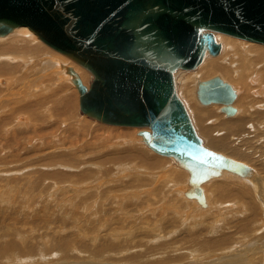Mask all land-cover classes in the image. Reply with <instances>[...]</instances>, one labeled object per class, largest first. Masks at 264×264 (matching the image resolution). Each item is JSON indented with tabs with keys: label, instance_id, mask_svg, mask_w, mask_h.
I'll use <instances>...</instances> for the list:
<instances>
[{
	"label": "rangeland",
	"instance_id": "obj_1",
	"mask_svg": "<svg viewBox=\"0 0 264 264\" xmlns=\"http://www.w3.org/2000/svg\"><path fill=\"white\" fill-rule=\"evenodd\" d=\"M45 45L49 52L40 50L25 67L19 63L14 75L0 76V81L9 80L0 83V264H264V202L256 197L257 210L248 200L250 183L222 176L209 185L217 190L207 187L211 206L201 208L196 197L183 193L185 187L190 189L188 179L175 186L166 184L165 179L180 167L176 157L158 155L140 133L133 137L138 127L104 124L82 111L80 94L64 70L48 67L46 61L61 57L85 71L88 88L93 73ZM1 59L0 66L11 65ZM177 70L192 79L191 105L182 90L184 83L173 72L177 96L200 140L207 148L247 164L263 188L264 83L258 86L260 76L249 77L251 115L236 134L237 128L226 131L220 125L234 122L240 114L225 119L219 107L203 108L196 99L195 77L206 79L217 73L206 77L204 69L178 66ZM43 97L54 102L41 112L35 105ZM28 105L32 110L19 111ZM195 110L210 117L201 120ZM24 116L28 120L19 121ZM210 138L226 139L229 149L208 146ZM132 150L141 153L140 158L130 156ZM154 154L164 166L155 167Z\"/></svg>",
	"mask_w": 264,
	"mask_h": 264
},
{
	"label": "water",
	"instance_id": "obj_2",
	"mask_svg": "<svg viewBox=\"0 0 264 264\" xmlns=\"http://www.w3.org/2000/svg\"><path fill=\"white\" fill-rule=\"evenodd\" d=\"M16 27L29 28L93 73L88 88L70 70L90 117L148 127L143 136L149 147L188 160L199 179L202 168L228 166V158L200 143L163 59L197 68L205 48L214 56L221 52L214 33L264 45V0H0V36ZM197 97L202 105H222L228 117L237 113L236 90L220 76L199 82ZM192 196L202 198V189Z\"/></svg>",
	"mask_w": 264,
	"mask_h": 264
},
{
	"label": "bare ground",
	"instance_id": "obj_3",
	"mask_svg": "<svg viewBox=\"0 0 264 264\" xmlns=\"http://www.w3.org/2000/svg\"><path fill=\"white\" fill-rule=\"evenodd\" d=\"M203 33H207V31H202ZM37 35L35 33H33L29 28L27 27H16V28H13L11 30V32L8 34V35H5V36H0V55H7V56H1V58H4V59H1V60H5L7 59L6 61H9L11 63V65L9 64H2L0 66V76L2 75H5L7 74L6 76L10 74L14 75L15 74V71L17 70V68L21 67V63L24 64L23 66L25 67L27 64H28V60L29 58H32V57H35L36 58V55H37V52L39 53L40 50H45L46 52H49L47 49V46L45 44H43L41 42V40L39 38L36 37ZM214 37L217 41L218 44L221 45V52L220 54L216 57H212V55L210 54L209 50L208 49H204L203 52H202V55H203V61L202 63L200 64V66L197 67V69L199 68L200 70H203L204 71V75L206 77H209V75H214L216 74L215 76H220L224 81L230 83L233 88L236 90V93L238 95V98L237 100L235 101L234 103V107L237 109V113L235 116L233 117H228L227 115H225L224 113V117L225 119H234L236 118L239 114L240 116L237 118V120H235L234 122L233 121H229V122H225L224 124L220 125V127L222 128H225L224 130L226 131H233L234 129L237 128V131L239 130L240 127H243L244 125L247 124V122L249 121L247 116H250L251 115V108L249 106V103H252V96L250 97V94H251V89H252V84L250 83V75L252 77L254 76H260L259 77V80H258V77L256 78L258 80L257 84L258 86L263 84L264 83V45L263 44H259V43H255V42H252V41H247V40H242V39H238L236 37H232V36H229V35H225V34H222V33H214ZM39 39V40H38ZM45 46L47 49H45ZM60 53V52H59ZM62 54V53H61ZM214 56V55H213ZM225 58L229 59L228 62L226 61H223ZM53 59V58H52ZM56 59V58H54ZM31 62V61H30ZM163 62H166L168 63L167 66L170 67V69L172 70V73H177V75H179V80L183 84V89L184 92H186V101L188 104H191V100L189 99V88L191 87L189 84L192 83V79L191 77H187L186 75H183L181 76L182 74H185L184 72H181L180 70L178 71V65H177V61L173 60L172 58H164L163 59ZM20 63V64H19ZM47 63V66L48 67H51L53 69L56 70V67H58L59 69H62L64 70L65 74L68 75L66 76L65 74V77H67V80L68 82H70L72 85H74V91H76V89L78 90L77 86H76V83H75V80L72 76V74L70 73V70H73L74 72H76L83 84L86 86L87 85V82H88V75H86L85 71H82L80 70L77 66H74L72 64H68L67 61L65 59H62L61 57H57V60H50L48 59L46 61ZM260 64L263 66L262 69L258 70ZM258 65V66H257ZM234 66V68H233ZM177 70V72H176ZM192 70V69H191ZM259 71V74L256 75V73H258ZM80 73V74H79ZM188 73V72H187ZM186 73V74H187ZM221 73V74H220ZM11 75V76H12ZM56 75V74H55ZM208 75V76H207ZM10 76V77H11ZM57 76V75H56ZM213 76V77H215ZM59 77H62L59 75ZM181 77V78H180ZM187 77V78H186ZM211 77V78H213ZM184 78V80L182 79ZM201 76H196L195 77V82H194V92H195V85H196V99L197 101L200 103V101L198 100V97H197V91H198V83L199 82H202V81H205L207 79H211V78H203V79H200ZM63 79V78H62ZM255 79V78H253ZM7 83L9 84V80H1L0 83L4 85V83ZM253 83V82H252ZM255 83V82H254ZM253 83V84H254ZM187 84V85H186ZM236 84H239L240 86H237ZM237 86V87H236ZM242 86V87H241ZM239 87V88H238ZM260 87V86H259ZM263 87V86H262ZM29 88V87H28ZM38 89V88H37ZM181 90V91H182ZM264 90V89H263ZM190 91V90H189ZM77 92V91H76ZM79 92V90H78ZM193 92V94H194ZM28 94V93H27ZM77 95H79L78 93H76ZM195 94H194V99H195ZM262 94L264 95V92H262ZM42 95V94H41ZM185 95V93L183 94ZM32 97V96H31ZM64 97V96H63ZM184 97V96H183ZM41 98V97H40ZM192 98V97H191ZM59 99V98H58ZM60 101V100H59ZM181 101V100H180ZM196 101V100H195ZM54 101L51 100V99H48V98H44L39 100V102H37V104L35 105V107L37 106V109L39 108L40 111H44L46 110L47 108L50 107V105L53 103ZM182 102V101H181ZM58 103V102H57ZM62 103V102H60ZM183 104V103H182ZM31 105V104H30ZM184 105V104H183ZM200 105H202L200 103ZM204 106L203 108L207 107V108H210V107H219V111H221V108H222V105H218V104H212V105H202ZM200 106V107H202ZM53 107V106H52ZM30 108V109H29ZM31 108H33L32 106H25L24 108L22 107L21 110L19 111H22V110H25V111H30L32 110ZM185 108V106H184ZM193 108V106H192ZM38 109V110H39ZM213 109V108H211ZM186 110V108H185ZM261 110V109H260ZM41 111V112H42ZM196 113L198 114V116L200 117L201 120H204L205 117H210V115L208 116H201V113L202 111H199V110H195ZM205 111H209V110H205ZM187 112V110H186ZM261 112V111H260ZM222 113V112H221ZM29 114V113H28ZM188 114V112H187ZM189 116V115H188ZM41 117H42V114H41ZM190 118V117H189ZM23 119V121H26L28 120V117L24 116V117H20L19 118V121H21ZM26 119V120H25ZM18 120V119H17ZM218 118L216 117L215 118V121H217ZM45 121V120H44ZM191 123H192V120L190 119ZM3 124V123H2ZM219 124V123H218ZM264 124V123H263ZM1 125V124H0ZM192 126H193V123H192ZM238 126V127H237ZM252 127V126H250ZM139 128V129H138ZM137 129H133V137L136 133H140L142 136H143V133L144 132H147V131H150L149 130H144V129H140L142 127H138ZM194 128V127H193ZM206 129V128H205ZM261 129V128H260ZM131 130V129H130ZM195 130V128H194ZM16 131V130H15ZM129 131V130H128ZM207 133L210 132L209 129H206L205 130ZM222 131V130H221ZM235 131V130H234ZM131 132V131H130ZM196 132V131H195ZM200 133H202L200 131ZM241 131H238V133L236 134H240ZM132 134V132H131ZM203 134V133H202ZM119 135V134H118ZM129 136L130 134L126 133V136ZM197 135V133H196ZM219 135V134H217ZM234 135V134H232ZM132 135H130L129 137H131ZM198 137V135H197ZM240 137V136H239ZM247 137V136H246ZM198 139L200 140V138L198 137ZM226 139L224 140H218V139H214V138H210L208 141H207V144L208 146L210 147H213V148H216L217 150H221V151H226L229 149V145L228 143L225 141ZM142 141L143 142H146L145 141V138L143 136L142 138ZM200 143L206 147L204 145V143L200 140ZM147 144V142H146ZM148 145V144H147ZM133 146V145H132ZM149 146V145H148ZM141 147V146H140ZM145 148V146H143ZM207 148V147H206ZM143 148L141 147L140 150H142ZM209 149V148H207ZM139 150V151H140ZM210 151H213L211 149H209ZM129 151V150H128ZM135 151H131L130 156H135L136 158H140L139 156H141L139 152H135ZM144 152V151H143ZM154 152V151H153ZM215 152V151H213ZM158 153V152H157ZM217 154H220L222 156H224L225 158H228L230 160L228 166L226 167V169H213V168H202L201 171L204 173V176L203 179L200 181L199 178L201 177H198V174L195 172V168L194 166H192V164L188 161V160H179L178 159V166H180L179 168L177 167V171L176 172H173L171 173L165 180L168 181L166 184H169L170 182L174 183V186L177 185L178 183H180L182 180H187L188 179V186L190 185V189H188L187 187L184 188V191L183 193L185 194V196L187 198H192V193L196 190L197 187H200L203 191V197L202 198H198L196 197V201L198 202V204L200 205V207L202 208H207L208 207V203L210 205V199H211V196H210V188L211 187H215L214 185H211L209 186L211 183L213 182H216V181H219L220 178H222V176L224 175H228L226 176L227 179L225 180H231V179H235V180H241V181H246V182H249L250 185H248L247 188L251 187L252 190H251V194H247V197H248V200L252 201L253 205L256 206V209H257V206H258V202H256V197H258V199L263 203L264 202V187H259L261 185H263V183L257 179L255 177V174L253 172V170L245 163H243L242 161H238L236 159H233V158H230V157H227L221 153H218V152H215ZM79 154V153H78ZM98 154V153H97ZM110 154V153H109ZM124 154V153H123ZM164 155V156H171V155H165V154H161V153H158V155ZM115 155V154H114ZM237 155V154H236ZM112 156V155H111ZM163 156V157H164ZM105 157V156H104ZM175 157V156H173ZM115 157H113L114 159ZM141 158H144L143 156ZM103 159V158H101ZM134 159V158H133ZM153 159L155 161V167H159V165L161 166H164V162L161 161V160H158V156H153ZM106 160H107V157H106ZM111 160V159H110ZM145 160V159H143ZM152 160V159H151ZM105 161V160H104ZM108 161V160H107ZM148 161V159L146 160ZM102 162V161H101ZM100 162V163H101ZM106 162V161H105ZM158 164V165H157ZM257 164V163H256ZM52 165V164H51ZM166 165V164H165ZM105 166V165H104ZM41 167V166H40ZM68 167V166H67ZM182 167V168H181ZM262 167V166H261ZM257 168V167H256ZM70 169V168H69ZM108 170V169H107ZM173 170V169H172ZM175 170V169H174ZM189 173L186 172V171ZM9 171V169H8ZM42 172V171H41ZM103 172V171H102ZM46 173V172H45ZM63 173V172H62ZM47 174H50V173H47ZM53 174V173H52ZM57 174V173H56ZM55 174V175H56ZM64 174V173H63ZM202 174V173H201ZM46 176V175H45ZM45 176L43 178H45ZM53 176V175H52ZM57 176V175H56ZM63 176V175H62ZM49 177V176H48ZM7 179V178H6ZM11 179V178H10ZM46 179L48 180L47 176H46ZM57 179V178H56ZM16 180V179H15ZM53 180V179H52ZM12 182L14 180H11ZM44 181V180H43ZM200 181V182H199ZM18 182V181H17ZM34 182V181H33ZM5 183V182H4ZM244 183V182H243ZM181 184V183H180ZM236 184V182H235ZM6 185V184H5ZM34 186V185H33ZM210 187V188H207V187ZM3 187V186H2ZM243 187V186H242ZM37 188V187H36ZM216 188V187H215ZM246 188V186H245ZM35 189V188H34ZM217 190V188L215 189ZM248 190V189H247ZM233 191V190H232ZM240 191V190H239ZM243 190L241 189L240 192H242ZM244 192V191H243ZM3 193V192H2ZM218 193V192H217ZM253 193V194H252ZM238 194V193H237ZM245 195V198H246V193L244 192L243 193ZM235 195V194H234ZM240 195V194H239ZM229 196V195H228ZM230 196H232L230 194ZM235 197V196H233ZM236 198V197H235ZM244 199V197H242ZM225 200V199H224ZM246 200V199H245ZM207 201V202H206ZM223 201V200H222ZM243 201V200H242ZM248 201V204L251 205V202ZM192 202V201H191ZM247 202V201H246ZM100 205V204H99ZM103 205V204H102ZM249 205V209L250 207H253L252 205L250 206ZM264 205V203H263ZM198 205H196L195 203H193V208H195V210H200L201 209H198L197 208ZM211 206V205H210ZM102 207V206H101ZM237 207V206H236ZM248 207V206H247ZM260 208V207H259ZM234 210V209H233ZM255 210V209H254ZM258 210V209H257ZM112 211V210H111ZM230 211V210H229ZM252 211H253V208H252ZM116 212V211H115ZM124 212V211H123ZM196 212V211H195ZM199 212V211H198ZM197 212V213H198ZM202 212V211H201ZM220 213V212H219ZM229 214V213H228ZM205 215V214H203ZM236 215V214H234ZM229 216V215H228ZM196 218V217H195ZM233 218V217H232ZM50 223V222H49ZM186 223V222H185ZM258 223V222H257ZM178 224V223H177ZM188 224V223H186ZM230 224V223H229ZM245 224V223H244ZM242 225V224H241ZM240 225V226H241ZM262 225V224H260ZM259 225V226H260ZM123 226V225H122ZM244 226V227H243ZM31 227V226H30ZM243 228H245V225H242ZM131 228V227H130ZM237 228H238V225H237ZM240 229V228H239ZM215 231V230H214ZM48 234V233H47ZM49 235V234H48ZM232 235V234H231ZM44 236V235H43ZM50 236V235H49ZM141 237V236H140ZM199 237V236H198ZM227 237V236H226ZM46 238V237H44ZM228 238V237H227ZM38 239V238H37ZM225 240V239H224ZM26 241V240H25ZM220 241V240H219ZM13 242V241H12ZM24 242V241H23ZM27 242V241H26ZM36 243V242H35ZM206 243V242H205ZM14 243H12L13 245ZM19 244H21V242H19ZM28 244V243H27ZM169 244V243H168ZM4 245V244H3ZM10 245H11V242H10ZM2 246V245H1ZM7 245H5L6 247ZM24 246V245H22ZM40 247V245H39ZM254 247V246H253ZM12 248V247H10ZM19 248V247H18ZM20 248H22L20 246ZM34 248V247H33ZM104 248V246H103ZM113 248V247H112ZM162 248V247H161ZM1 249V248H0ZM6 249V248H5ZM15 249V248H14ZM17 249V247H16ZM114 249V248H113ZM19 250V249H17ZM16 250V251H17ZM21 250V249H20ZM23 250V249H22ZM26 250V249H25ZM103 250V249H102ZM15 251V250H14ZM11 252V250H10ZM13 252V251H12ZM18 252V251H17ZM103 252V251H102ZM32 253V252H31ZM40 253H41V249H40ZM39 253V254H40ZM105 253V252H103ZM2 254V253H1ZM4 255L6 257H9V253L8 252H5ZM41 255H43V253H41ZM95 255V254H94ZM2 256V255H1ZM4 256V258H5ZM97 256V254H96ZM3 258V256H2ZM238 262V261H237Z\"/></svg>",
	"mask_w": 264,
	"mask_h": 264
},
{
	"label": "snow or ice",
	"instance_id": "obj_4",
	"mask_svg": "<svg viewBox=\"0 0 264 264\" xmlns=\"http://www.w3.org/2000/svg\"><path fill=\"white\" fill-rule=\"evenodd\" d=\"M206 156H208V157H212L213 159H219V157H216V156H215L213 153H211V152L206 153ZM194 158H195V159H198L199 162H200L201 164H203V163L206 162L204 158H200V157H194Z\"/></svg>",
	"mask_w": 264,
	"mask_h": 264
}]
</instances>
